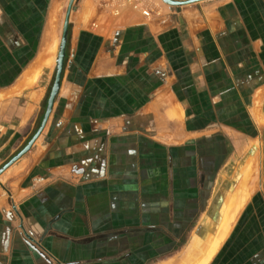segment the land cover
Segmentation results:
<instances>
[{
	"label": "crops",
	"instance_id": "1",
	"mask_svg": "<svg viewBox=\"0 0 264 264\" xmlns=\"http://www.w3.org/2000/svg\"><path fill=\"white\" fill-rule=\"evenodd\" d=\"M140 2L75 0L49 116L0 173V264L185 263L239 146L264 143V0ZM67 3L0 0V148L41 126ZM52 40L54 65L2 96ZM245 183L207 264H264V177Z\"/></svg>",
	"mask_w": 264,
	"mask_h": 264
},
{
	"label": "rangeland",
	"instance_id": "2",
	"mask_svg": "<svg viewBox=\"0 0 264 264\" xmlns=\"http://www.w3.org/2000/svg\"><path fill=\"white\" fill-rule=\"evenodd\" d=\"M69 5H70V11H69V15H70V12H72L74 7H75V0H73L71 3H70V0H68V3L66 5V10L64 12L65 13L64 16H66L67 9H68ZM68 20H69V16H68ZM64 21H65V17H64ZM64 21H63V26H64ZM62 30H63V28H62ZM61 35H62V33H61ZM58 51H59V48H58ZM14 78L15 77H9V78H5V80L6 81L9 80V82H10V81L14 80ZM3 82H5V81L3 80ZM18 98H19L18 96H17V98L15 97V100L18 99ZM43 101H44L43 102V108H44V106L46 104V100H43ZM17 109L18 108L16 107V111L12 115L17 113V111H18ZM4 114L5 115H2V112L0 111V121L2 123H5L3 121L4 120L6 121V119L9 117L7 112H5ZM250 129H251V127H250ZM252 131L254 132V130H252ZM255 132H256V130H255ZM7 137H8V134H3V136L0 137V139L4 138V140H5V139H7ZM14 140H15V138H13L10 142L9 141H5V142L2 143V144H5V145L0 148V168H2L4 166V164L8 161V159L11 156L15 155L16 152L18 154L20 151H22L24 149L25 146L23 148H21V146H19L18 143H17L18 147L16 146L17 148L13 149L14 143L16 142ZM19 140H20V138H19ZM250 160H251V162H250ZM233 162H234V168H233L234 169V176H233L232 181L230 182L229 189H231L236 184L238 185V182L239 183H244L245 180L246 181L248 180L251 183H253L254 181H258L259 179L262 180V178L264 177L262 175L263 172H264V143L260 142V141L259 142H251L250 143V147H249V153H247V148L246 147L243 149V148H241V146H239V151H238V153H236ZM245 167H247V168L251 167L249 172H248L249 174L247 175L248 178H246V179L242 176L243 175L242 174V169L245 168ZM241 178L244 179V182H243V180H241ZM240 190H242V189H240ZM236 191H238V190H236ZM236 191L234 192V193H236L235 195L240 197V196H242L241 194H243L241 192L244 191V193H245L247 190L246 191L245 190L239 191V194ZM227 192H226V194H227ZM249 192H252V191L250 190ZM246 195H247V192L245 194H243L242 197H244ZM219 221H220V217L218 218L217 226L219 224ZM214 229H216V227ZM213 233H214L213 229L211 231L208 230V233L205 235V239L204 240L200 241L199 239H195L190 244V246L187 248V250L184 252V262L185 263H182V264H188L189 263L188 261H191L192 259H196L198 256L202 255L204 253L205 247L207 246L205 244V240H206V238L208 237L209 234H213ZM220 241H221V239H220ZM219 244H220V242H219ZM191 262H193V260Z\"/></svg>",
	"mask_w": 264,
	"mask_h": 264
},
{
	"label": "bare ground",
	"instance_id": "3",
	"mask_svg": "<svg viewBox=\"0 0 264 264\" xmlns=\"http://www.w3.org/2000/svg\"><path fill=\"white\" fill-rule=\"evenodd\" d=\"M55 55H56V44H55V41L52 40L42 50V53L40 54L38 60L36 61L34 68L32 70L26 72L24 77H23V80L20 79V81L16 84V86L14 88L10 89L7 93H4L2 96L6 97V96L14 95V94H19L22 91V89H24L26 87H30L33 83H35V79H36L37 75L41 72V69L43 67H52V64L54 65ZM250 162H251V160H250ZM250 168L245 167L242 169V174H243L242 176L245 179L248 178L247 175L249 174L248 172H249ZM7 173H5V174H7ZM9 173H11V171ZM2 176H5V179H6V175L2 174ZM2 179H4V178H1V180ZM241 180H243V182H244L243 178H241ZM245 182H246V180H245ZM238 185H239V182H238ZM238 185L236 184L235 186L237 187ZM240 185L242 186L244 184L241 183ZM240 185H239V187H240ZM245 186H246V183H245ZM244 187H242V188H244ZM234 189H237V188L234 187ZM242 190L239 189V191H242ZM244 190L246 191V189H244ZM239 191H236V192L239 194ZM247 191H248V189H247ZM241 193L245 194L244 191ZM235 194L236 193H234L232 191V189L228 190V192L226 194V198L224 200L225 206H223V209H221L222 215L220 216L219 224L216 227V229H213L214 233L209 234L208 237L206 238L205 244L207 246L204 249V253L202 255L198 256L196 259H192L193 262H191L192 260L188 261L189 262L188 264H206L209 261L210 257L213 255V253L216 251V249L219 246L220 239L222 240V238L226 234V231H228L227 229L229 227L228 224H229L230 220L233 219V217H234V212H232V211H235V209L238 208L237 204L240 203V202L237 203L238 200L236 201V199H238V196H236ZM243 194H241V195L243 196ZM241 199L243 202V198H241ZM239 200H240V198H239ZM240 206H242V205H240ZM233 208H234V210H233ZM162 264H164V263H162Z\"/></svg>",
	"mask_w": 264,
	"mask_h": 264
},
{
	"label": "water",
	"instance_id": "4",
	"mask_svg": "<svg viewBox=\"0 0 264 264\" xmlns=\"http://www.w3.org/2000/svg\"><path fill=\"white\" fill-rule=\"evenodd\" d=\"M73 0H70V3ZM165 4L168 5H182V4H186V3H191L194 2L196 0H187V1H175V0H162ZM69 11H70V5L68 6L67 9V13L65 16V21H64V26H63V30H62V35H61V41H60V45H59V51L57 54V58H56V69H55V75H54V79H53V83L49 92V96L46 102V108H45V112H44V116L41 122V126L38 129L37 133L34 135V137L31 139V141H29V143L24 147V149L22 151H20L15 157H13L8 163H6L2 168H0V173L13 161H15V159H17L21 154L25 153L30 145L32 144L33 140L37 137V135L39 134V132L41 131L42 127L44 126L49 113L51 111V107H52V103L53 100L55 98V95L58 91L59 88V82H60V77H61V71H62V66H63V59H64V54H65V44H66V33H67V23H68V16H69Z\"/></svg>",
	"mask_w": 264,
	"mask_h": 264
},
{
	"label": "built area",
	"instance_id": "5",
	"mask_svg": "<svg viewBox=\"0 0 264 264\" xmlns=\"http://www.w3.org/2000/svg\"><path fill=\"white\" fill-rule=\"evenodd\" d=\"M127 4H129L132 8L138 9L140 7V0H124ZM142 14L147 16L148 12L146 10H142Z\"/></svg>",
	"mask_w": 264,
	"mask_h": 264
}]
</instances>
